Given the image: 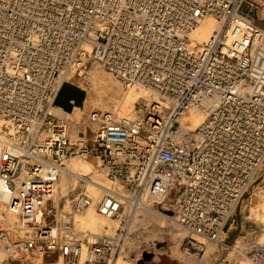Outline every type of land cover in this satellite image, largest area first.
Listing matches in <instances>:
<instances>
[{"label":"built area","instance_id":"obj_1","mask_svg":"<svg viewBox=\"0 0 264 264\" xmlns=\"http://www.w3.org/2000/svg\"><path fill=\"white\" fill-rule=\"evenodd\" d=\"M264 0H0V194L16 221L0 229L9 258L117 264L136 212L172 205L188 232L224 247L246 194L264 196ZM219 24L199 44L194 30ZM98 62L126 89L145 91L134 115L91 110L90 135L49 111L64 79ZM149 96V97H148ZM201 122L182 125L188 112ZM86 128V130H87ZM95 159L115 186L98 201L78 193L61 207L71 158ZM95 206L120 223L96 242L75 219ZM264 264V242L251 248Z\"/></svg>","mask_w":264,"mask_h":264},{"label":"rangeland","instance_id":"obj_2","mask_svg":"<svg viewBox=\"0 0 264 264\" xmlns=\"http://www.w3.org/2000/svg\"><path fill=\"white\" fill-rule=\"evenodd\" d=\"M252 17L256 19L258 25L264 27V19H257L255 13L252 14ZM207 41L209 40L206 39V42ZM203 43H205V40L202 41V44ZM142 96H145L144 92L142 93L140 90L134 88L126 89L122 82L115 79L98 62L90 59L85 72H74L64 79L53 103V107H55L57 112H65V115L64 117H59L55 114L53 115L57 118L66 119L73 133L84 131L90 135V130L87 128L89 123L87 115L91 110H112L120 116H131L134 115L139 98ZM89 98L91 102H88ZM81 159H83V162H89L92 164L90 173L84 175V178L86 177L87 179L95 176L105 179L109 185L112 183L111 181L109 182V180L97 168L95 159L92 157ZM262 172H264V169H262L260 173ZM78 181L79 184L77 185V188L68 191V193H65L63 198H61V207H64V209L66 203L71 202L78 193L86 192V182L82 178L78 179ZM261 187V185L255 186L246 194L240 208L236 210L227 224V227L230 224L233 225L231 233L228 234L226 232L222 235V239L227 247H224L219 243L207 241L196 235L193 236L194 240L205 244V249L214 245L215 248L211 252L212 254L210 253L206 257L221 258L220 261L226 260L228 261V264L231 262H235V264H254L251 261V248L255 243L264 242V208L263 205H261V203L264 204V196L263 193L260 192L262 189ZM155 207L158 212L162 213V215L175 218L172 216V205L160 203ZM68 209L70 208H67L66 210ZM93 209L98 212L95 206H93ZM85 214L86 210L76 216V225L79 230H81L79 238L84 242H88L87 234L92 232V228L83 227L79 224L80 221L79 223L77 222ZM4 215L5 214L2 213L0 219H3ZM150 217H152V221L147 227L140 226L134 229L131 233V238L128 240L124 239L123 249L118 258L117 264H138L140 260L144 259L146 253H149L150 257L143 264H190L192 260L197 259V257L194 255L192 257L191 253H187L183 249V242L188 236L186 230L179 228L177 225H172L161 218V216L150 214ZM96 218H98L100 222H104L111 227L110 232L102 229L100 234L97 235V240L104 235H113L116 233L120 223L117 219L106 218L99 214V212L98 214L96 213ZM4 222L5 221L0 222V229H7V223ZM154 231L157 232V235L153 236V238L151 237V240H148V237H150L151 233ZM232 244L236 245V251H231V249L228 248V246ZM126 253L128 256H126ZM201 255L202 254L199 256ZM191 257L192 259L190 260ZM37 260H41L40 255L31 257L30 259H17L9 258L3 250H0V264H37ZM48 264H61V262L58 263L56 256H54V258L52 257L48 259Z\"/></svg>","mask_w":264,"mask_h":264},{"label":"bare ground","instance_id":"obj_3","mask_svg":"<svg viewBox=\"0 0 264 264\" xmlns=\"http://www.w3.org/2000/svg\"><path fill=\"white\" fill-rule=\"evenodd\" d=\"M218 28H219V24L215 20L208 19V20L202 22L194 30L192 36H193L194 40H196V42H198L199 44H202L203 40H205V43H206V39L210 40L211 37H212V34H214V32L216 30H218ZM140 92H142V93L144 92L145 97H147L148 94L145 91L140 90ZM89 101H90V98L88 99V102ZM49 111L51 113L59 116V117H64V115H65V112H63V111L62 112H57L55 107L49 109ZM201 119L202 118H201L200 114H198V113H196L194 111L188 112L182 118V125L185 126V127H189V128H195L201 122ZM91 167H92V164L89 163V162H83V159H80V158H71V159H69L67 161L66 165H65V171H64V175L62 176V181H60V188H61L60 195L56 198L55 202L58 203L59 199L61 198V196L65 195V193H68V191L75 190L77 188V185L79 184L78 179H81V178L86 182V184H85L86 192H88L89 195H91V197H93V199H96L95 201H98L103 195H105L107 192H109V189H113L114 188L115 185L113 183H111L109 185L108 182L105 179H102V178H99V177H95V176L87 178V179H86V177L84 178L83 177L84 175H87L88 173H90ZM109 182H110V180H109ZM6 200H7L6 196H3V195L0 194V215H2V213L5 214L3 216V219H0V222L5 221L4 223H13V222L16 221L17 216L12 214V213H10L8 211V209L6 208V205H5ZM261 205H263V208H264V204L261 203ZM70 207H71L70 202H67L66 205H65V209L70 208ZM95 212L96 211L93 209V206H90V207H88L86 209V214L77 221L78 223L80 221L79 224L81 226H83V227H91L92 228V232L87 234L88 235V240H89L88 242H96V241H98L97 240V235L100 234L102 229L103 230L105 229L107 232H110V230H111L110 225H106L104 222H100L98 220V218H96V213L98 214V212H96V213ZM150 214H153V215H156V216H161V218H163L164 220L168 221L172 225L179 226L176 223V221L174 220V218H172L170 216L162 215V213L158 212L156 210V208L151 207V209H143V210H140V211L136 212V214L132 218L131 222L129 223L127 234H126V237H125L126 240L131 238V233H132V231L134 229H136V228H138L140 226H146L147 227V225L152 221V217H150ZM114 220H116V219H114ZM75 223H76V219H75ZM161 224H163V223H161ZM179 228H182V227L179 226ZM77 229H78L79 232L81 231V230H79L78 226H77ZM179 232H180V230H179ZM156 233L157 232H155V231L152 232L150 237H148V240H151V237L153 238V236L157 235ZM215 243H217V242H215ZM206 246H207V244H206ZM214 248H215L214 245H211V246L207 247L205 249L203 257L208 256L214 250ZM228 248L231 249V251H236V245H233V244L229 245ZM126 256H128L127 253H126ZM192 257H193V255H192ZM192 257L190 258V260L192 259ZM60 262H61V260H60ZM60 262H58V263H60Z\"/></svg>","mask_w":264,"mask_h":264},{"label":"crops","instance_id":"obj_4","mask_svg":"<svg viewBox=\"0 0 264 264\" xmlns=\"http://www.w3.org/2000/svg\"><path fill=\"white\" fill-rule=\"evenodd\" d=\"M232 228H233V225L232 224L228 225V227L224 231V234L226 232L228 234L231 233L232 232ZM204 252H205V250H204ZM204 252L203 253H200L202 255L197 257V259L199 261L197 259H194L190 264H198V263L199 264H228V261H226V260L220 261L221 258L219 259V258L203 257ZM231 263H229V264H231ZM232 264H235V262L232 263Z\"/></svg>","mask_w":264,"mask_h":264},{"label":"water","instance_id":"obj_5","mask_svg":"<svg viewBox=\"0 0 264 264\" xmlns=\"http://www.w3.org/2000/svg\"><path fill=\"white\" fill-rule=\"evenodd\" d=\"M172 213V212H169ZM150 257L149 253H146V255L144 256V259L140 260L138 264H143L146 260H148Z\"/></svg>","mask_w":264,"mask_h":264}]
</instances>
